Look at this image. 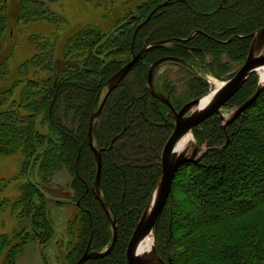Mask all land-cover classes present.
I'll return each mask as SVG.
<instances>
[{"label":"trees","instance_id":"1","mask_svg":"<svg viewBox=\"0 0 264 264\" xmlns=\"http://www.w3.org/2000/svg\"><path fill=\"white\" fill-rule=\"evenodd\" d=\"M50 2L17 0L12 7L9 0H0V41L12 37L14 22L25 30L35 22L51 23ZM136 6L115 34L85 26L88 31L72 39L70 47L86 48V58L61 52L50 59L32 55L12 70L14 81L0 92V154L25 155L23 172L30 179L22 184L14 208H20L34 230L51 233L44 194L31 181L34 168L43 181L63 167L73 174L80 230L66 264H75L88 247H109L113 219L118 232L112 251L84 264H133L129 241L163 173L165 145L175 126L170 106L155 93L179 109L207 86L197 77L176 78L167 69L160 73L159 67L153 74L154 93L149 86L153 63L167 56L200 64L209 58L220 77L230 71L227 58L237 65L244 61L252 33L264 26V0H138ZM42 34L46 31L35 28L27 38L43 45L35 55L46 52L49 58L46 42L39 39ZM160 40L170 42L144 53L109 93L95 124L94 142L102 152L100 195L108 212L94 190L97 162L89 144L90 119L110 76L142 47ZM108 48L106 54L128 51L129 57L105 59L103 49ZM8 62L9 56L0 59L1 77ZM170 63L182 68L178 61ZM29 69L37 70L31 76ZM257 82L253 73L226 105L238 107L255 92ZM181 95L184 102L177 100ZM39 116L50 127L47 133L37 126ZM193 133L199 151L205 150L176 172L153 229L158 254L166 261L171 258V264H264V89L232 123L214 114ZM38 195L43 199L39 204ZM180 208L185 211L178 219ZM10 258L13 263L14 254Z\"/></svg>","mask_w":264,"mask_h":264},{"label":"rangeland","instance_id":"2","mask_svg":"<svg viewBox=\"0 0 264 264\" xmlns=\"http://www.w3.org/2000/svg\"><path fill=\"white\" fill-rule=\"evenodd\" d=\"M16 1L9 0L10 5L13 7L14 4L15 6ZM137 1L52 0L47 7L49 9V15L53 14L50 17L51 23L35 22L32 24V28L30 27V30H25L21 28L20 23L14 22L11 24L12 37L9 38L5 35L4 40L0 41V59L3 60L9 56V62L6 64L7 72L4 76H0V92H3L6 89L5 87H8L14 81L12 70L32 55L34 59H50L54 58L52 57L54 55L53 53L61 52V56L65 53L66 56L69 55L72 59L86 58V48L83 46L70 47L69 44L72 39L87 32L88 28L84 29L85 26L93 29L94 27L100 28L103 32L109 33L108 36L115 34L118 32V28L126 23L124 20L125 16L136 13ZM35 28L46 31V34L40 35L39 39L46 42L49 58L46 52L45 54L39 53L35 55L37 51L41 50L40 48L43 45H38L39 47H37V45L32 43V39L28 40L27 38L28 33ZM44 37L47 39H43ZM98 46L94 45L92 47L93 51H96ZM108 50L110 49H103L102 57L105 59L118 58L119 53L114 54L113 52L106 54ZM260 54H264V46L260 50ZM128 57V51L123 52L119 56L121 59H127ZM227 60L231 64L230 71L224 72L220 77L215 75L219 70L217 71V69L209 66V58L205 60L204 64H200L198 60L178 61L181 63L182 68L171 65V60H166L156 66L154 72L161 67L159 70L160 73L167 69L169 74H172L176 78L192 77L195 79L197 77L205 82L207 85L206 91L204 93L201 92V95L197 94L199 93L197 91L194 95L198 96L194 98L189 97V100H191V98L203 97L209 93L217 86L216 81L228 80L229 74L236 72L246 58L238 65L228 58ZM61 66L57 67L56 70ZM34 70L37 69H29L27 72L30 71L29 73L32 76ZM254 73L258 77V87L261 82L260 76L257 71ZM37 74L43 75V73L39 72ZM0 75L2 74L0 73ZM149 86L155 89L153 81ZM177 100L184 102V96L181 95ZM236 108L237 105L234 103L229 105L225 104L221 108L225 119L231 117ZM189 113L191 112L187 114ZM37 126L44 133L50 130L49 125L46 122L44 123L42 116H39ZM196 143L197 141L194 135L186 153L191 154L197 145ZM204 150L205 146L197 155H201ZM24 156L22 152L0 154V264H66V256L73 243L77 240L80 230V210L74 201L73 174L68 168L63 167L53 173L50 181H43L37 173L38 169L34 168L31 181L41 189L45 200L41 199L39 195L35 198H37L36 201L38 204L39 201H44L46 213L50 220L51 233L43 229L36 231L33 228L32 222L20 212V208H14V205H16V202L23 193L22 184L27 183L30 179L29 174L23 172ZM184 211L185 208L179 209L178 219L181 218V213ZM181 232L179 230V233ZM153 238L155 240L154 233ZM154 243L153 241V246L155 245ZM13 254L15 260L12 263L10 256Z\"/></svg>","mask_w":264,"mask_h":264},{"label":"water","instance_id":"3","mask_svg":"<svg viewBox=\"0 0 264 264\" xmlns=\"http://www.w3.org/2000/svg\"><path fill=\"white\" fill-rule=\"evenodd\" d=\"M149 17L138 25L136 31L149 19ZM168 42H170V40H160L152 42L142 47L137 53L133 54L132 58L129 61H127L120 69H118L113 75H111L110 78L107 80L108 90L103 100L101 101L97 111L93 113L90 119L88 131L89 144L94 151L97 162V175L94 190L97 198L105 207L106 205L100 195L102 152L101 150L96 148L94 142V128L96 121L103 110L104 104L107 100L109 93L128 75V73L133 69V67L141 60L144 53L155 46ZM263 46L264 26L252 33V42L250 44L249 52L244 63L240 66V68L235 72V74L231 78L225 81L224 86L221 88L219 93L213 97L209 104L204 107H200L197 110L191 111V108L197 103H199L202 100V97L192 99L186 102L180 109H176L171 104L168 98L155 93L153 88H151L159 99L163 100L170 106L173 118L175 120V126L165 145L163 173L159 181L157 182L129 241V257L133 264H171V258H169L167 261L164 260L158 254L155 245L152 246L153 259L148 257L146 254L139 252V246L143 237L148 231L153 234V229L156 224V221L160 216L172 192V185L177 170L184 163L198 160L201 157V155H197L199 152L198 145L194 147L191 154L186 153V151L178 153L177 151L179 149V142L184 136V134L187 132H192V135L194 136V127L214 114L220 115L222 119L225 120V124L232 123L259 97V95L264 89V81L260 82L255 92L235 109L231 117L225 119L221 112V108L240 90V88L245 84L248 78L254 72L257 71V68L261 65H264V54H260V50L263 48ZM166 60L183 61L180 58L172 56L162 57L155 61L149 70L150 85L153 81L155 67ZM188 112L191 113L187 114ZM107 211L109 210L107 209ZM112 225L113 238L109 247L102 251H91L88 247L75 264H84L89 259L103 257L112 251L117 240L118 229L116 219L112 220Z\"/></svg>","mask_w":264,"mask_h":264},{"label":"bare ground","instance_id":"4","mask_svg":"<svg viewBox=\"0 0 264 264\" xmlns=\"http://www.w3.org/2000/svg\"><path fill=\"white\" fill-rule=\"evenodd\" d=\"M257 72L259 73L260 81L263 82L264 81V65L259 66L257 68ZM216 83H217V86L214 89H212L209 93L205 94L202 97V100L191 108V111L197 110L200 107H204L208 105L209 102L213 99V97L216 94H218L221 88L224 86L225 81H216ZM192 138H193L192 132L185 133L179 142V149L177 152L181 153V152L186 151ZM153 241H154L153 234L150 233V231H148L143 237L140 243V246H139V252L146 254L151 259H153L152 258L153 257L152 256Z\"/></svg>","mask_w":264,"mask_h":264}]
</instances>
